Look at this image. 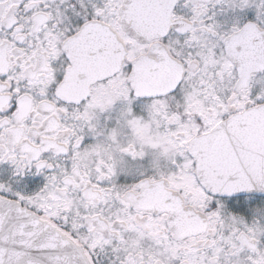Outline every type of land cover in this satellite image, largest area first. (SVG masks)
<instances>
[{
	"label": "snow or ice",
	"instance_id": "obj_1",
	"mask_svg": "<svg viewBox=\"0 0 264 264\" xmlns=\"http://www.w3.org/2000/svg\"><path fill=\"white\" fill-rule=\"evenodd\" d=\"M0 264H264V0H0Z\"/></svg>",
	"mask_w": 264,
	"mask_h": 264
}]
</instances>
